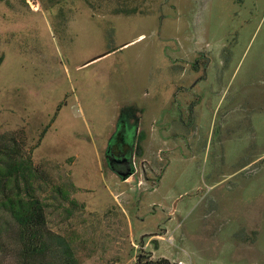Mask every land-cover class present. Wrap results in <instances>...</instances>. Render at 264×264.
I'll list each match as a JSON object with an SVG mask.
<instances>
[{
	"label": "rangeland",
	"instance_id": "1",
	"mask_svg": "<svg viewBox=\"0 0 264 264\" xmlns=\"http://www.w3.org/2000/svg\"><path fill=\"white\" fill-rule=\"evenodd\" d=\"M0 58V144L75 264H264V0H3Z\"/></svg>",
	"mask_w": 264,
	"mask_h": 264
},
{
	"label": "trees",
	"instance_id": "2",
	"mask_svg": "<svg viewBox=\"0 0 264 264\" xmlns=\"http://www.w3.org/2000/svg\"><path fill=\"white\" fill-rule=\"evenodd\" d=\"M1 62L0 58V66ZM125 139L118 128L109 141L110 153L131 157ZM19 150L15 143L12 146L0 144V240L7 235L16 244L14 264H75L64 240L46 230L44 204L38 199L34 186L38 171L31 159L22 157ZM130 172L131 169L121 176ZM5 249L0 243V253Z\"/></svg>",
	"mask_w": 264,
	"mask_h": 264
},
{
	"label": "flooded vegetation",
	"instance_id": "3",
	"mask_svg": "<svg viewBox=\"0 0 264 264\" xmlns=\"http://www.w3.org/2000/svg\"><path fill=\"white\" fill-rule=\"evenodd\" d=\"M192 87L193 85H190L189 89H191ZM118 121H119V124L117 123L116 127L117 129L120 128V131L123 134V136L127 138L128 141L125 139V143L127 144L126 146L128 148L127 151H129V149L131 151L130 153L131 157L125 158L123 153H122V156H119V155L116 156L114 154H111L110 153L111 151L109 150V143L105 150L104 157H105L107 164L112 169H114V172L117 173V175L119 174L121 176L122 173H124L125 171H129V169H131L133 172V167H132L133 162L131 161V158H132V152L134 148V134H135L136 126L134 124L130 125V123L128 125L126 122V119L120 118ZM121 128L123 129L121 130ZM131 142H133V144H131ZM122 143H124L123 139H122ZM107 154H109V156Z\"/></svg>",
	"mask_w": 264,
	"mask_h": 264
}]
</instances>
